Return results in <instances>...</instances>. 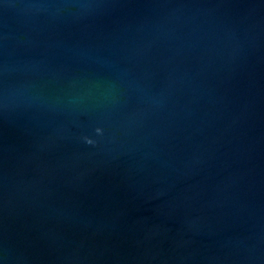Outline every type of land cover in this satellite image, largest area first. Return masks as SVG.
Instances as JSON below:
<instances>
[{
  "label": "water",
  "instance_id": "1",
  "mask_svg": "<svg viewBox=\"0 0 264 264\" xmlns=\"http://www.w3.org/2000/svg\"><path fill=\"white\" fill-rule=\"evenodd\" d=\"M0 264H264V0H0Z\"/></svg>",
  "mask_w": 264,
  "mask_h": 264
},
{
  "label": "clouds",
  "instance_id": "2",
  "mask_svg": "<svg viewBox=\"0 0 264 264\" xmlns=\"http://www.w3.org/2000/svg\"><path fill=\"white\" fill-rule=\"evenodd\" d=\"M87 142H88V143H92V140L89 139V140H87Z\"/></svg>",
  "mask_w": 264,
  "mask_h": 264
}]
</instances>
